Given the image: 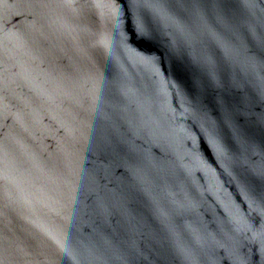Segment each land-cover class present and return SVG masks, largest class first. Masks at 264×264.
Returning <instances> with one entry per match:
<instances>
[{
	"label": "water",
	"instance_id": "obj_1",
	"mask_svg": "<svg viewBox=\"0 0 264 264\" xmlns=\"http://www.w3.org/2000/svg\"><path fill=\"white\" fill-rule=\"evenodd\" d=\"M0 264H264V0H0Z\"/></svg>",
	"mask_w": 264,
	"mask_h": 264
}]
</instances>
